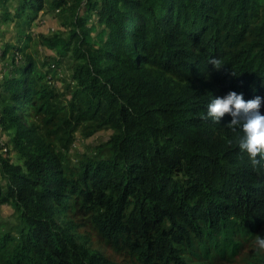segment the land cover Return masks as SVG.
I'll use <instances>...</instances> for the list:
<instances>
[{"label": "trees", "instance_id": "16d2710c", "mask_svg": "<svg viewBox=\"0 0 264 264\" xmlns=\"http://www.w3.org/2000/svg\"><path fill=\"white\" fill-rule=\"evenodd\" d=\"M46 5L66 26L37 37L51 58L28 53L0 81V126L20 158L0 153V203L17 218L0 264H121L105 246L140 264L237 254L238 237L264 227V168L227 113L202 117L230 90L264 96V0H0L16 49ZM79 127L109 134L72 168L53 141L66 148Z\"/></svg>", "mask_w": 264, "mask_h": 264}, {"label": "rangeland", "instance_id": "374dc122", "mask_svg": "<svg viewBox=\"0 0 264 264\" xmlns=\"http://www.w3.org/2000/svg\"><path fill=\"white\" fill-rule=\"evenodd\" d=\"M13 9V6L10 7ZM58 10L51 12L50 9H47V5L42 12H39L37 17L31 23L29 30V35L31 36L32 42L29 46L25 48L24 43H21V47L18 49L15 48L17 45L16 37L13 35L14 25L13 23L0 22V81L5 77L13 74L12 70L14 66L19 64L23 56H26L28 53L32 54L38 52L39 56L35 57L40 59V61L50 59L52 52L42 46V44H37L39 42V34H50L56 32L59 28L65 29L66 26H63L61 18L58 16ZM6 44L14 45L6 53L3 52ZM25 50V51H22ZM13 63V67L11 64ZM57 70V77L61 78L65 75V67H55ZM61 86V83H58ZM36 123L41 126L39 131L43 133L47 138L49 137L46 134L44 124L41 122L40 118H34ZM86 130L83 127H79L73 134L71 141L67 144V147L64 148L58 141L54 140V148L57 151L61 158L68 163L69 167L75 168L78 166L79 162L85 157H91L94 155L96 146L99 145L104 140H107L109 131L100 130L94 133L91 136H86L84 134ZM9 132L3 131L0 126V153H6V156L12 158V160L20 162L19 154L10 146ZM2 178L0 177V182ZM16 216L14 214L13 208L11 205L6 203H0V234L9 231L13 224L16 223ZM256 235L264 236V227L260 228L259 232H253L247 234L244 238L238 237L239 241L242 242L243 248L234 255L227 256L224 258L214 257L211 258L208 264H264V249L260 248L256 242ZM90 238L93 242L98 239L95 234H90ZM103 242V240H102ZM104 252L114 261L120 262L121 264H140L137 260V254L128 252L127 250L123 251H114L111 246H105Z\"/></svg>", "mask_w": 264, "mask_h": 264}, {"label": "clouds", "instance_id": "9594fccd", "mask_svg": "<svg viewBox=\"0 0 264 264\" xmlns=\"http://www.w3.org/2000/svg\"><path fill=\"white\" fill-rule=\"evenodd\" d=\"M209 64L219 65L216 57L209 58ZM264 105V96H255L245 100L243 93L230 90L222 96H216L207 104L204 119L219 123L227 113L232 131L240 130L237 145L241 152L246 153L255 168H264V113L260 111ZM258 246L264 249V236L256 235Z\"/></svg>", "mask_w": 264, "mask_h": 264}]
</instances>
